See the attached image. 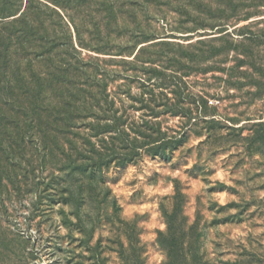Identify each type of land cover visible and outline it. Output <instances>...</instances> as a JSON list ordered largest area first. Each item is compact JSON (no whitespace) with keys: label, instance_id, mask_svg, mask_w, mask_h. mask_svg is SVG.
Masks as SVG:
<instances>
[{"label":"rangeland","instance_id":"rangeland-1","mask_svg":"<svg viewBox=\"0 0 264 264\" xmlns=\"http://www.w3.org/2000/svg\"><path fill=\"white\" fill-rule=\"evenodd\" d=\"M3 1L0 20L6 21L28 0L18 1L12 16ZM31 5L52 36L66 43L73 37L82 57L122 55L80 46L76 25L87 45L128 46L123 56L133 58L130 0H32ZM103 5L114 6L119 18L108 37L99 24ZM261 9L240 25L264 18ZM148 11H139L138 19L165 36L157 40L187 44L215 35L175 28L180 16L169 3ZM94 22L100 26L96 36ZM262 27L264 22L257 26ZM261 55L264 64V51ZM233 63L203 64L184 76L181 94H169L174 112L146 109L139 78L121 88L125 80L111 83L112 91L130 88V98L121 96L131 119L139 124L144 119L155 136L166 139L156 151L142 147L130 163L118 164L107 150L101 159L77 163L46 161L40 149L27 157L16 152L0 174V264H264V68L254 74L244 66L247 73L230 76ZM118 68L143 77L139 70ZM131 136L130 142L141 145L139 136Z\"/></svg>","mask_w":264,"mask_h":264},{"label":"trees","instance_id":"trees-1","mask_svg":"<svg viewBox=\"0 0 264 264\" xmlns=\"http://www.w3.org/2000/svg\"><path fill=\"white\" fill-rule=\"evenodd\" d=\"M18 1H3L8 16L13 15L10 13ZM31 2L28 0L25 8L14 14L17 16L0 20V174L7 170L16 152L23 157L28 153L33 156L34 149H40L46 161L57 158L71 163L101 159L107 150L106 155L122 165L132 162L144 146L156 151L165 143V137L155 136L144 119L141 124L131 119L130 107L121 96L124 93L130 98V88L124 92L110 90V84L119 78L125 80L120 88L139 78V98L154 114L159 113L160 106L174 112L173 107H168L169 94L179 96L183 77L203 64L233 61L230 76L247 73L244 66L254 74L263 72L264 27L257 26L264 18L240 23L260 13L264 0H130V20L135 26L130 29V36L135 38L130 45L132 59L123 56L129 52L128 46L114 43L106 49V43L87 45L76 25L80 46L100 53L117 52L113 54L122 55L119 60L98 55L82 57L72 36L66 43L50 34L45 17ZM167 3L180 16L175 28L185 32L211 30L215 35L187 44L157 40L165 36L147 29L138 13L146 15L151 6ZM99 24L108 30L107 37L113 33V26L119 24L114 6L105 8ZM99 24L94 22L95 36L100 34ZM111 65L117 67L110 69ZM119 66L125 71L139 70L143 77L126 75ZM202 101L206 107V99ZM132 132L135 139L139 136L141 145L130 142Z\"/></svg>","mask_w":264,"mask_h":264}]
</instances>
